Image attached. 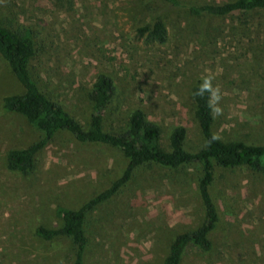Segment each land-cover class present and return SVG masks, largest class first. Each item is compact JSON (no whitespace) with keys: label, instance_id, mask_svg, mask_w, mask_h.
Segmentation results:
<instances>
[{"label":"rangeland","instance_id":"obj_1","mask_svg":"<svg viewBox=\"0 0 264 264\" xmlns=\"http://www.w3.org/2000/svg\"><path fill=\"white\" fill-rule=\"evenodd\" d=\"M138 3L0 0V10L9 7L17 22L37 31L35 69L51 97L84 128L93 112L92 85L103 73L115 86L103 112L106 130L119 131L129 112L142 108L160 125L163 146L183 126L185 145L195 150L202 138L190 90L207 74L223 96L215 134L224 141L264 143V11L194 17L161 6L168 36L160 44L138 34L153 16ZM22 92L0 56V264H69V239L45 241L35 228L58 226L57 207L79 208L117 178L127 160L116 148L61 132L37 152L30 172L9 169V150L44 137L23 115L3 109L5 96ZM219 174L211 187L220 214L211 233L215 247L203 252L190 246L180 264H264V177L246 170ZM198 175L195 165L137 170L125 188L89 213L85 264H163L173 238L204 220Z\"/></svg>","mask_w":264,"mask_h":264},{"label":"trees","instance_id":"obj_2","mask_svg":"<svg viewBox=\"0 0 264 264\" xmlns=\"http://www.w3.org/2000/svg\"><path fill=\"white\" fill-rule=\"evenodd\" d=\"M72 4V0H57ZM157 5H160L157 7ZM137 7L152 9L151 23L137 28L147 43L163 44L167 41V27L161 16V6L182 10L194 17H228L237 13L247 14L255 10L264 11V0H227L225 2L200 3L193 0H140ZM16 14L9 7L0 10V56L7 62L18 82L23 87L19 94L3 98V109L23 115L28 122L40 129L44 137L24 148H14L7 153L8 168L27 174L34 167L35 156L49 140L61 132L70 133L76 141L113 147L119 150L127 162L122 173L106 188L87 200L79 208L57 207L60 218L58 226L35 228L39 238L50 241L66 237L70 241L71 262L85 264L89 246L87 221L89 213L117 195L133 178L137 170L157 165L178 169L197 166V193L204 220L194 230L181 232L171 241L163 264H180L188 247L194 246L203 252H211L214 241L211 233L216 229L220 214L211 187L222 171L246 170L253 176L264 177V143L243 140H215V120L209 115L207 96L193 97L201 82L190 90L194 104V115L201 132V143L195 150L185 145L186 130L175 127L169 136V147L161 143L160 125L150 120L142 108L131 110L125 127L119 131L106 130L103 126V112L114 93V82L106 74H98L92 85L93 112L87 128L72 116L57 100L51 97L46 82L35 69L39 55V38L36 30L14 19ZM34 61L36 64H34ZM211 141V143H209Z\"/></svg>","mask_w":264,"mask_h":264},{"label":"clouds","instance_id":"obj_3","mask_svg":"<svg viewBox=\"0 0 264 264\" xmlns=\"http://www.w3.org/2000/svg\"><path fill=\"white\" fill-rule=\"evenodd\" d=\"M215 77L212 75L202 74V83L198 86L197 90L193 92V97L204 98L207 96V106L209 108V115L213 120L218 119L223 115V108L221 106V100L223 99L222 91L219 85H213ZM220 137L217 134H213L212 141L219 140ZM211 143V141H209Z\"/></svg>","mask_w":264,"mask_h":264}]
</instances>
